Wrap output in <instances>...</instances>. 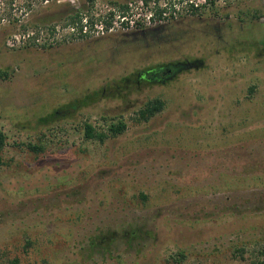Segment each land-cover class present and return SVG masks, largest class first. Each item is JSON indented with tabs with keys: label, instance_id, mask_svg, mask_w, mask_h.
Listing matches in <instances>:
<instances>
[{
	"label": "rangeland",
	"instance_id": "obj_1",
	"mask_svg": "<svg viewBox=\"0 0 264 264\" xmlns=\"http://www.w3.org/2000/svg\"><path fill=\"white\" fill-rule=\"evenodd\" d=\"M136 1L57 0L26 29L0 24V264L264 261V0L168 23L166 44L80 32ZM179 62L194 67L149 82ZM155 98L164 110L138 123ZM103 116L126 132L86 139Z\"/></svg>",
	"mask_w": 264,
	"mask_h": 264
},
{
	"label": "trees",
	"instance_id": "obj_2",
	"mask_svg": "<svg viewBox=\"0 0 264 264\" xmlns=\"http://www.w3.org/2000/svg\"><path fill=\"white\" fill-rule=\"evenodd\" d=\"M90 3L95 2V0H88ZM147 1V0H146ZM56 3L57 0H0V24L6 23L7 27H17L21 26L24 29L28 28V25H30L27 22V18L30 16V14L34 13L35 11L41 10L43 7H45L46 4L50 3ZM214 14H219L221 9L217 8L215 6H211L209 8ZM203 11H195L193 16H198L202 14ZM71 20H73L75 17L71 15ZM253 18H256V16H252ZM186 19V18H184ZM4 25V24H3ZM165 25L160 26L158 28H154L153 30L147 31L149 36H146V38H152L153 42L156 44L159 43H170L172 39L170 38V31H164L162 30ZM162 28V29H161ZM174 32V31H173ZM177 32V31H175ZM252 46V45H251ZM45 47V45H44ZM196 65L202 63L200 60H195ZM194 67V65L190 64L189 62L184 63H168L163 66L158 67L154 70H147L149 72L147 78L149 79V82H160L164 83L168 80H172L180 73L189 70L191 67ZM146 72V73H147ZM10 73L7 70L0 69V79L6 80L9 79ZM165 107V101L161 98H155L152 100H149L144 104L142 108H140L137 111V118L136 121L138 123H148L151 121L155 116L160 114ZM102 120L109 122L107 126V131H97V129L90 123L85 122L84 124V130H85V138L86 139H95L100 142H105L108 138H115L127 130V123L124 121V119L121 118H111V117H102ZM114 120H117L116 122ZM45 121V120H42ZM7 146V136L4 132L0 131V168L5 165L4 159H3V152ZM26 147L34 152V153H40L44 151V147L37 146L32 143L26 144ZM260 264H264V261Z\"/></svg>",
	"mask_w": 264,
	"mask_h": 264
},
{
	"label": "built area",
	"instance_id": "obj_3",
	"mask_svg": "<svg viewBox=\"0 0 264 264\" xmlns=\"http://www.w3.org/2000/svg\"><path fill=\"white\" fill-rule=\"evenodd\" d=\"M227 3L228 0H139L127 4L122 12L113 10L107 23L96 21L90 27L85 21L80 32L93 37H103L112 33L157 28L192 17L197 10L203 11L211 6L224 8Z\"/></svg>",
	"mask_w": 264,
	"mask_h": 264
}]
</instances>
